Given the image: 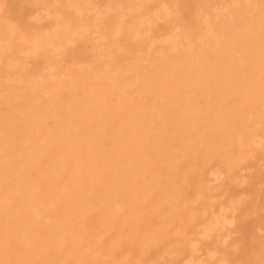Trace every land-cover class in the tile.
<instances>
[{
	"label": "bare ground",
	"instance_id": "6f19581e",
	"mask_svg": "<svg viewBox=\"0 0 264 264\" xmlns=\"http://www.w3.org/2000/svg\"><path fill=\"white\" fill-rule=\"evenodd\" d=\"M0 264H264V0H0Z\"/></svg>",
	"mask_w": 264,
	"mask_h": 264
},
{
	"label": "rangeland",
	"instance_id": "374dc122",
	"mask_svg": "<svg viewBox=\"0 0 264 264\" xmlns=\"http://www.w3.org/2000/svg\"><path fill=\"white\" fill-rule=\"evenodd\" d=\"M241 171H239V172H241ZM244 171L245 170L242 171L243 175L245 174ZM211 179L213 180V183H215V184L219 182L218 180H216L217 179V175L216 176L215 175H211ZM242 190H243V188H239V191H242Z\"/></svg>",
	"mask_w": 264,
	"mask_h": 264
}]
</instances>
